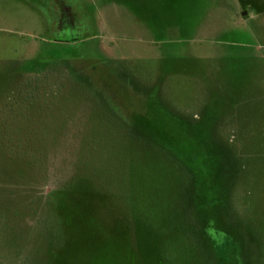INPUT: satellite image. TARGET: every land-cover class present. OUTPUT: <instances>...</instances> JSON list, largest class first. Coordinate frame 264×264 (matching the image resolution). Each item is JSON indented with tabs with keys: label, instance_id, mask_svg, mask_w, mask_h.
Wrapping results in <instances>:
<instances>
[{
	"label": "rangeland",
	"instance_id": "1",
	"mask_svg": "<svg viewBox=\"0 0 264 264\" xmlns=\"http://www.w3.org/2000/svg\"><path fill=\"white\" fill-rule=\"evenodd\" d=\"M215 101L264 264V0H0V264H153L136 222L179 231L190 181L161 146Z\"/></svg>",
	"mask_w": 264,
	"mask_h": 264
},
{
	"label": "trees",
	"instance_id": "2",
	"mask_svg": "<svg viewBox=\"0 0 264 264\" xmlns=\"http://www.w3.org/2000/svg\"><path fill=\"white\" fill-rule=\"evenodd\" d=\"M233 91L238 96L237 111L243 114V105L253 98L247 93L252 92L243 86H235L229 93ZM218 104L215 101L206 105L196 118L177 113L175 117L185 125L189 137L184 135V142L176 146L168 143L161 146L168 159L172 158L186 170L185 176L188 175L190 181L184 204L177 213L181 219L179 231L173 232L172 229L166 231V237H161L149 220L141 223L137 219V233L140 235L145 226L147 233L156 238L153 264H204L203 259H195L197 252L203 254L201 257L207 259V264H259L258 260L251 258L256 254L254 237L257 233L244 223L226 200L239 175L244 182L250 183L247 173L256 157L240 165L229 146L217 136L220 121L226 119L219 112ZM259 137L264 139V134ZM183 236L192 238L195 244L182 249ZM258 247L257 244L256 249Z\"/></svg>",
	"mask_w": 264,
	"mask_h": 264
}]
</instances>
